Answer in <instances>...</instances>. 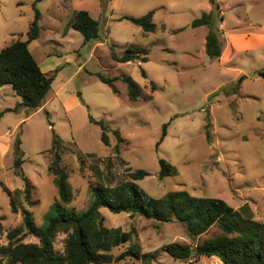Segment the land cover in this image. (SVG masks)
Listing matches in <instances>:
<instances>
[{"label": "rangeland", "instance_id": "rangeland-1", "mask_svg": "<svg viewBox=\"0 0 264 264\" xmlns=\"http://www.w3.org/2000/svg\"><path fill=\"white\" fill-rule=\"evenodd\" d=\"M34 1L0 0V49L17 38L27 39ZM215 3L222 7L215 19L223 16V57L219 59H210L205 52L207 27L192 25L194 18L211 12L209 0L37 3L40 33L29 49L41 70L55 76L42 105L33 112L25 106L5 110L21 97L10 84L0 85V112L5 110L0 115V245L7 243L6 231L21 224L23 208L39 227L47 223L58 194L48 171L53 132L64 142L61 165L68 172L72 192L68 209H86L93 186L99 182L114 185L128 178L129 169H139L148 174L137 180L138 185L154 197L176 190L218 197L264 222V0ZM78 10H87L98 20L97 40L84 43L82 34L69 27ZM149 11H153L155 29L146 35L139 25L118 19L140 17ZM128 46L144 50L140 55L147 60L122 63L111 58L112 50L120 54ZM258 70L259 74L240 81L243 75ZM97 73L116 77L118 93L100 81ZM125 76L141 86L136 101L128 98ZM151 82L156 85L153 91ZM89 116L106 122L109 145L101 141V127ZM207 121L210 138L205 134ZM165 123L166 134L159 143ZM113 129L120 131L122 142ZM17 139L24 152L21 168L31 185L32 205L22 193L25 181L13 169ZM160 158L175 167L174 175L159 176ZM3 186L21 190L14 194L16 212L11 210ZM100 212L107 227L130 232L129 241L110 250L113 256L136 243L149 254L144 264H223L216 256L183 261L163 251L162 246L173 241L193 243L178 221L159 222L127 212L114 213L107 207H101ZM217 231L212 226L196 241ZM64 238L63 233L56 236L55 251L62 252ZM23 241L36 239L26 235ZM2 264L10 263L3 259ZM108 264H142V260L126 257Z\"/></svg>", "mask_w": 264, "mask_h": 264}, {"label": "trees", "instance_id": "trees-1", "mask_svg": "<svg viewBox=\"0 0 264 264\" xmlns=\"http://www.w3.org/2000/svg\"><path fill=\"white\" fill-rule=\"evenodd\" d=\"M33 3L34 18L31 21L27 39L17 38L0 49V85L10 84L21 97V101L12 108L17 110L25 106L27 111L33 112L42 105L43 100L51 89L55 73L48 74L41 70L37 60L29 49V43L39 37V19L41 13ZM214 3L216 0H209ZM153 11L140 16H120L128 19L141 27L142 33L147 34L155 29L152 21ZM218 20L211 16V12H203L194 18L193 26L205 25L208 28L205 38V52L210 59H219L223 52L224 38L218 28ZM69 27L79 31L85 42L99 38V22L87 10H78L69 21ZM144 50L128 46L122 53L111 51V58L117 62H129L136 59L147 60ZM56 72V70H55ZM141 73L146 76L144 70ZM264 75V71L261 72ZM103 83L109 85L114 93L118 89L114 84L116 77H109L97 73ZM127 95L131 101H136L141 95V86L131 77L125 76ZM152 91L156 85L151 82ZM152 95L148 96L151 99ZM3 110V111H5ZM2 111V112H3ZM0 112V115L2 114ZM90 120L101 127V141L110 144L107 131L108 125L103 119ZM210 122L205 124V134L210 138ZM167 123L163 125V133L159 140L162 141L166 134ZM118 142L123 138L118 129H113ZM20 139L16 140L13 169L17 176L25 181L22 190L25 201L32 205L31 185L21 166L24 162V152L20 147ZM64 149L62 138L56 133L52 134L50 151L52 160L48 164V171L53 175L57 186V198L50 206L45 227H39L30 216V211L22 209L21 224L6 231L7 243L0 245V264H108L119 262L126 257L142 260L149 257L141 246L131 243L124 251L113 256L110 250L130 240V232L123 231L120 227L109 228L104 224V217L100 212L101 207H107L114 213L127 212L130 215H141L147 219L159 222L178 221L184 225L187 236L193 243L173 241L162 246L174 259L183 261L191 257L199 258L216 256L223 264H264V222L246 215L242 208H233L225 200L218 197L196 196L185 190L168 191L161 197H154L141 188L137 180L144 178L148 172L145 170H128L127 179L120 180L114 185L97 183L92 187L90 202L86 209L74 210L66 208L72 200V192L68 184V172L61 165V156ZM116 145V151H118ZM98 176L100 170L97 168ZM175 167L166 159H159L160 177L174 175ZM9 197L11 210L16 212L18 207L15 202V192L7 187H2ZM21 191V190H20ZM1 221V218H0ZM212 226L218 231L202 241L197 237L206 233ZM3 226L0 222V234ZM59 233L65 234L63 250H54V241ZM26 235H32L36 241H23ZM149 264V263H148Z\"/></svg>", "mask_w": 264, "mask_h": 264}, {"label": "water", "instance_id": "water-1", "mask_svg": "<svg viewBox=\"0 0 264 264\" xmlns=\"http://www.w3.org/2000/svg\"><path fill=\"white\" fill-rule=\"evenodd\" d=\"M212 10H211V16L213 18H216L218 16V10H219V5L218 3H213L212 6H211ZM256 74H259V70L258 71H253V72H250L249 74H246V75H243L242 78L240 79V81L243 79V78H246L247 76H254Z\"/></svg>", "mask_w": 264, "mask_h": 264}, {"label": "crops", "instance_id": "crops-1", "mask_svg": "<svg viewBox=\"0 0 264 264\" xmlns=\"http://www.w3.org/2000/svg\"><path fill=\"white\" fill-rule=\"evenodd\" d=\"M206 7L207 8H209L210 7V5L207 3V5H206ZM224 8H226V7H224ZM221 11H222V7H220V5H219V10H218V12H219V14L221 15ZM205 12H208V11H205ZM223 20V16H220V20L218 21V28H219V30H222L221 28H220V26H221V21ZM205 26V25H204ZM207 31H208V28H207ZM222 34V36H224V33L222 32L221 33ZM236 44V43H235ZM234 44V45H235ZM204 48H205V43H204ZM223 57V52H222V55L220 56V58H222Z\"/></svg>", "mask_w": 264, "mask_h": 264}]
</instances>
